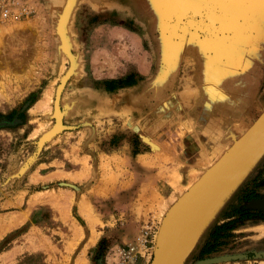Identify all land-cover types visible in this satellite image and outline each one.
Masks as SVG:
<instances>
[{
    "label": "rangeland",
    "instance_id": "374dc122",
    "mask_svg": "<svg viewBox=\"0 0 264 264\" xmlns=\"http://www.w3.org/2000/svg\"><path fill=\"white\" fill-rule=\"evenodd\" d=\"M139 1L22 0L0 25V264L118 246L150 264L171 207L264 113V0ZM180 264H264V148Z\"/></svg>",
    "mask_w": 264,
    "mask_h": 264
},
{
    "label": "water",
    "instance_id": "95a60500",
    "mask_svg": "<svg viewBox=\"0 0 264 264\" xmlns=\"http://www.w3.org/2000/svg\"><path fill=\"white\" fill-rule=\"evenodd\" d=\"M263 147L264 113L217 166L171 207L163 223L161 242L150 264H180L188 257L216 203Z\"/></svg>",
    "mask_w": 264,
    "mask_h": 264
},
{
    "label": "built area",
    "instance_id": "2783aa9c",
    "mask_svg": "<svg viewBox=\"0 0 264 264\" xmlns=\"http://www.w3.org/2000/svg\"><path fill=\"white\" fill-rule=\"evenodd\" d=\"M22 0H0V25L16 23L23 14ZM148 239L146 233L139 243L141 247H146L145 243ZM148 256H151L148 255ZM140 258L137 262L136 259ZM106 264H144L145 258L140 256L131 246H118L116 249L108 252Z\"/></svg>",
    "mask_w": 264,
    "mask_h": 264
},
{
    "label": "bare ground",
    "instance_id": "6f19581e",
    "mask_svg": "<svg viewBox=\"0 0 264 264\" xmlns=\"http://www.w3.org/2000/svg\"><path fill=\"white\" fill-rule=\"evenodd\" d=\"M166 1H167V0H140L139 2H140L141 4H139V5H140L141 9H146V10H148L149 8H153V9L157 10L159 13H160V11H161V13H162L163 8H164V12H165L164 4H165ZM164 12H163L162 15H160V20H158V22H157V23H160V24H161V27H163L164 20H165ZM166 35H167V34H166ZM159 42H160V44H162L164 47H166L168 51L171 50V49L173 48V44H172V42L170 41V37H169V36H168V37L163 36V37L160 39ZM38 105H39V106L42 105V99L38 102ZM240 139H241V138H240ZM263 148H264V147H263ZM261 150H262V149H261ZM228 151H229V149H228ZM228 151H227V152H228ZM227 152H226V153H227ZM260 152H261V151H260ZM260 152H259V153H260ZM226 153H225V154H226ZM259 153H258V154H259ZM258 154H257V155H258ZM257 155H256V156H257ZM224 156H225V155H224ZM224 156H223V157H224ZM256 156H255V157H256ZM223 157H222V158H223ZM222 158H221V159H222ZM221 159H220V161H221ZM220 161H219V162H220ZM219 162H218V163H219ZM215 166H217V164H216ZM215 166H214V167H215ZM247 166H248V165H247ZM247 166H246V167H247ZM214 167H213V168H214ZM246 167H245V168H246ZM213 168H212V169H213ZM212 169H211V170H212ZM211 170H210V171H211ZM208 172H209V171H208ZM208 172H207V173H208ZM241 172H243V171H241ZM207 173H206V174H207ZM206 174H204V176H205ZM240 174H241V173H240ZM240 174H239V175H240ZM239 175H238V176H239ZM238 176H237V178H238ZM202 178H203V177H202ZM237 178H236V179H237ZM236 179H235V180H236ZM201 180H202V179H201ZM201 180H200V181H201ZM235 180H234V181H235ZM200 181H199V182H200ZM234 181H233V182H234ZM199 182H198V183H199ZM233 182H232V183H233ZM198 183L194 184V186L192 185L193 188H192V189L190 188V189H191L190 191H192V190L194 189V187H195ZM232 183L230 184V186L232 185ZM230 186H229V187H230ZM229 187L227 188V190L229 189ZM227 190L225 191V193L227 192ZM225 193H224V194H225ZM224 194H223V195H224ZM222 197H223V196H222ZM222 197H221V198H222ZM221 198L219 199V201L221 200ZM219 201L216 203V205L219 203ZM216 205L214 206V208L216 207ZM214 208H213V210H214ZM213 210H212V211H213ZM212 211L210 212V214H209L208 217L206 218V220H205L203 226L201 227V229H200V231H199V234H200V232L202 231V229H203V227H204L206 221L208 220L209 216L211 215ZM168 212H169V211H168ZM166 215H167V214H166ZM165 217H166V216H165ZM165 217H164V219H162L163 221H161V223H162V224H161V228H160V230H159L158 235L156 236V237H157V240H156L157 243H156V246H155V248H154V250H153V255H154L155 251L157 250V248H158V246H159V243L161 242L162 228H163V223H164ZM199 234H198V236H199ZM197 238H198V237H197ZM196 240H197V239H196ZM195 242H196V241H195ZM194 245H195V244H194ZM152 257H153V256H152ZM150 263H151V262H150Z\"/></svg>",
    "mask_w": 264,
    "mask_h": 264
},
{
    "label": "trees",
    "instance_id": "16d2710c",
    "mask_svg": "<svg viewBox=\"0 0 264 264\" xmlns=\"http://www.w3.org/2000/svg\"><path fill=\"white\" fill-rule=\"evenodd\" d=\"M243 198L247 201H251V200H256L259 198L258 195H255V192L250 190V191H244L243 192ZM247 216H251V213H246ZM245 216H241V218H244ZM227 232L226 230V225H222L219 226L215 229V231L213 232L212 236H211V241L208 242L204 249L202 250V254H209L211 252L214 251L215 249V244L214 242L217 244L220 240H222L223 238H226L227 235H225Z\"/></svg>",
    "mask_w": 264,
    "mask_h": 264
}]
</instances>
